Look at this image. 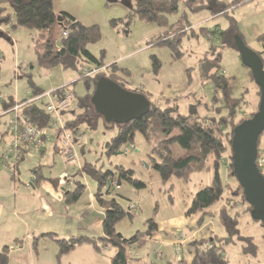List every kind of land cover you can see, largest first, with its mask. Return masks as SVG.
Wrapping results in <instances>:
<instances>
[{
	"label": "rangeland",
	"instance_id": "obj_1",
	"mask_svg": "<svg viewBox=\"0 0 264 264\" xmlns=\"http://www.w3.org/2000/svg\"><path fill=\"white\" fill-rule=\"evenodd\" d=\"M107 1L109 0H53L57 13L67 12L86 26L97 25L100 27L101 40L90 45L88 50L96 58L102 59L105 69L116 64L120 68L118 75L124 81L130 83L132 87L137 88L139 84H151L154 82L152 56H156L163 63L164 68L172 64L169 48L154 45L155 38L163 35L168 31L169 26L174 25L183 18L184 4H180L178 13L168 17L169 24L167 28H160L154 24H148L133 18L130 34L126 35L124 33L125 28H123L124 24L114 28L111 26V21L121 19L125 23L128 22L127 17L131 13L128 4L125 3V0L119 1V3H108ZM221 1L229 4L234 0ZM232 6L228 17L223 15L214 17L208 11L200 14H192L186 11L188 23L191 26L186 25L188 36H184L181 43L184 61L177 63L172 72L166 76L169 78L175 74V80L172 82L175 83L177 90L181 92V98L179 97L177 105L179 106V112L183 115L189 114L190 105H198L199 114L210 119L213 117L219 122L221 115L217 108L225 104L223 103V95L215 89L213 84L214 77L217 75H224L234 87L232 98L238 105L234 124L249 119L258 111L260 103L259 88L248 69L243 65L240 54L223 46L222 34L230 27L229 23L233 18L238 23V31L245 44L256 52H264V43L260 39L264 36V0H242L235 2ZM221 9L220 6L215 7L216 11ZM189 29L192 30L189 31ZM61 33L62 31L55 27L48 32L49 35L42 38L38 30L25 28L13 30L11 27H2L0 33V167L4 168L7 173L9 171L8 175L11 178L15 172L16 185L22 190H25V182L33 176V169L39 166H41L42 175L46 179L60 181L64 186H69V182L79 180L87 187L82 196V203L87 206L85 200H88L87 196L90 192L95 193L97 184L92 177L82 173L81 170L84 164H96L98 167H102L103 170L114 166H126L125 161H122L125 166L117 161L120 158L122 160L123 156L118 157L117 160L108 159L105 156V144L116 134V131L105 130L102 119L98 120L95 127H90L88 123L80 124V130L76 134L77 142L75 140L73 150L74 161L65 154L63 145H61L63 155L55 156L51 147V149H48L46 158L40 162L31 158L34 152L29 150L28 145L27 148L24 147L19 150L20 153L16 157V161L26 156L22 164L17 162L18 165L21 164V173L14 171V164H4L2 157L6 150L12 146L13 141V135L7 124L10 118L9 112L20 103L15 102V106L10 110H5V104L14 99L31 101L35 91H45L44 95L49 98V102L55 103L63 92H68L71 95L68 108L60 113L65 126L63 130L56 131L54 129L52 131V129H49L51 122L43 130L38 127L41 131L45 130V134L42 136L45 145L50 132H53L60 142L63 133L74 134L66 123L67 120H73L80 113V109L76 105V99L87 93L84 81L79 80L82 76V70L83 68H93L96 70L95 74L98 71L97 67H92L91 64L82 63L81 61L78 70H64L59 66L47 68L39 65L38 57L45 49L46 40H52L56 47L60 48ZM173 33L175 31H172ZM195 33L198 34V37H194ZM204 33L206 34L204 35ZM190 34L193 38L189 37ZM182 66L185 68L190 67L193 87L189 91L186 89L187 77ZM125 70H128L129 74L125 73ZM180 71H182L183 77L177 75ZM107 72L108 69L105 73ZM83 76H85L84 73ZM55 89L63 90L55 96L53 94ZM131 89L138 93L141 91ZM177 90L173 88V93H177ZM156 93L159 92L156 91ZM214 98L215 100H213ZM227 107L222 109V115L229 114V106ZM72 110L74 113L71 112ZM21 112L23 113L22 109ZM227 131L230 132L229 127ZM224 143L229 148V138L226 135H224ZM134 146L132 153L126 159L130 164L133 163L130 169L135 172V178L143 182L146 188L138 190L129 183L123 184V189L120 192L121 196L118 198L120 204L127 208L128 202L131 201L141 205V209L133 212V218L126 217L123 219L118 224L117 229L125 238L130 239L138 232L147 231L148 225L146 222L153 219L156 224L161 226L162 231L149 239L146 238L141 244H135L128 250L129 257L134 256V253L137 257L129 259L130 264H191V242L195 240L208 242L210 239H214L220 246L223 244L222 238L227 237L222 221L223 214L237 220L239 223V233L233 237L234 243L223 245L228 264H264V227L252 220L250 206L243 202L242 194L236 191L238 182L236 178L229 176V171L228 187L222 199L207 211L194 214V225L187 228L180 227L189 218L186 217V211L191 205L194 195L205 185L203 183L206 182L204 180L207 175L205 173H194L191 175L189 182L176 177L171 178L168 182H163L159 173L149 167V164L151 165L153 162L151 159L152 147L145 142L143 136L139 133L136 134ZM260 146L264 147V133L260 139ZM229 160L230 154L226 152L224 162H229ZM45 162H48L50 167L44 168ZM54 163L56 164L55 167H53ZM225 166L222 169V175L226 179L227 167L225 168ZM20 176L21 181H19ZM3 190L4 193H8L7 187H3ZM4 195L7 199L3 201L12 204L13 197L9 194ZM73 206L68 219L65 221L66 225L58 224L55 226L56 233H58L56 239L63 240L81 236L102 238L104 216L101 215L97 218L96 215H92L82 223L79 221L80 215L77 207ZM21 214L20 211L16 217L8 219L9 223L12 221L19 222L16 239H14V236L11 238L6 226L0 229V250L4 246H9L12 253L19 248L15 252V258L22 255L19 254L22 252L25 254L31 253V261L28 264H111V258L116 253L115 249L111 247L104 248L97 255L98 258L93 256L94 247L90 245L77 247L74 251L60 256L58 245L52 239H42L37 248L34 249L32 241L34 235L37 234L34 224L44 221L47 226L42 232L46 233L53 229L51 228V222H49L51 220L45 218L44 215L27 218ZM177 227H180V229L176 234L172 231V228L176 229ZM175 235L178 240L175 248L162 242V239L169 236L174 237ZM251 237L257 247L256 255L245 254L243 250L245 241L242 240ZM178 246L180 247L179 253L176 250ZM10 261L9 264H25L15 259H10Z\"/></svg>",
	"mask_w": 264,
	"mask_h": 264
},
{
	"label": "trees",
	"instance_id": "obj_2",
	"mask_svg": "<svg viewBox=\"0 0 264 264\" xmlns=\"http://www.w3.org/2000/svg\"><path fill=\"white\" fill-rule=\"evenodd\" d=\"M112 1L119 3V1L123 0H109V3ZM237 1L242 0H234L229 4L221 0H125V3L131 8V13L127 17L128 22L125 23L121 19L118 21L112 20L111 26L118 28L120 24H124V33L128 35L130 34L133 18H137L142 22L155 24L160 28H167L169 24L168 17L178 13L179 6L183 3L185 6L183 18L174 25L169 26L168 31L164 33L165 35L162 33L163 35L155 38L156 42L154 41V45L168 47L172 59L178 61L184 58V53L181 51V43L183 37L188 36V31L185 27L186 25L191 26L188 23L187 12L200 14L208 11L214 17L216 15L228 17L230 14L229 10ZM217 6L222 7V9L216 11L215 7ZM229 24L230 27L222 34L223 46L239 53L235 43L236 37L242 38L238 31V23L235 19L231 18ZM4 26L11 27L13 30H17L18 28L38 30L42 38L49 35L48 32L55 27L59 28L62 32L67 30L68 36L66 38L61 33L60 48H57L52 40H46L45 49L38 57L40 66L47 68L59 66L64 70H78L81 61L82 63L91 64L100 69L104 68L102 59L96 58L88 50L90 45L98 43L101 40L102 34L100 27L97 25L86 26L77 21L74 16L65 12L56 14L53 0H0V33ZM172 31H175V33L172 34ZM195 36L198 37V34L195 33ZM189 37H192V35L190 34ZM260 39L264 43V36ZM258 54L264 62V52H258ZM152 61L154 75L156 76L162 67V63L156 56H152ZM107 69V73L105 71H99L97 74L91 76H83L81 74L82 76L79 80L84 81L87 87V93L81 98L76 99V105L80 109V113L73 120H67V127L71 128L74 133H78L80 124L88 123L90 127H95L98 120L102 119L105 130L116 131V134L107 141L104 147V154L108 159L123 154L125 147L134 145L136 134H141L145 142L152 147L151 159L153 162L151 165L149 164V167L159 173L163 182H168L173 177L189 182L192 174L207 173L213 170L211 185L206 186L194 195L191 205L186 211V217H191L199 212H205L218 203L228 187V171L229 176L236 178L232 166L233 152L231 144L234 129L244 121L239 124H234L238 105H236V101L232 98V94L234 93L233 85L224 75L214 77L213 84L215 89L221 92L223 95V103L226 105L217 108L221 115L219 122L213 117L210 119L207 116L199 114L198 105L191 106L189 114L183 115L179 112L178 100H175L176 103L175 101L167 100L165 106H163L153 102L148 93L139 91L150 101L149 113L139 120L118 124L108 122L98 113L92 102L98 82L105 77L129 90L125 85L126 81L118 75L120 68L116 64L110 66V68L107 67ZM125 71V73L129 74L127 70ZM248 72L253 79V75L249 69ZM189 82L190 84L192 83L190 75ZM62 90L56 89L53 94L57 96ZM44 94L45 91H35L31 97L33 101L23 100L19 102L23 105V113L29 116L37 127L42 129L49 126L53 117L47 112V105L50 100ZM14 106L15 102L9 100L5 105V110H10ZM227 106H229V114L222 115V109L228 108ZM71 112L74 113L73 110ZM228 127L230 132L227 131ZM224 135L229 138V148L224 143ZM261 136L258 142V149L263 148L260 146ZM226 152L230 154L229 162H224ZM224 166L225 168L227 167L226 179L222 175ZM81 171L96 181L95 199L105 211L102 223L103 237L96 239L94 237L81 236L59 240L56 239L57 234L46 233L34 237V249L37 248L42 239L54 240L58 245V253L60 256L66 255L83 245L94 247L98 253L104 248L111 247L116 251L115 255L111 258V264H130L129 259H135L137 257L135 253L134 256L129 257L128 250L135 244L143 243L146 238L153 237L159 232V226L153 219H149L146 222L148 225L147 231L142 233L138 232L130 239L125 238L119 233L117 229L118 224L126 217L133 218V212L138 211L141 207L138 203L130 201L128 204L134 203L136 209L130 211L128 206L124 208L118 201V191L114 189L113 183H117L120 188L124 183H129L138 190L146 188V185L135 178V172L133 170L126 169L122 166H114L110 169L103 170L102 167H98L96 164L85 163ZM14 176L12 178L16 179L15 172ZM74 183V191L65 194V200L69 205L77 203L87 188L79 180H75ZM236 191L242 194L243 202L247 203L243 189L239 183H237ZM249 210L251 215V206ZM222 221L227 232V237L222 238L223 244L220 246L214 239H210L208 242H205V240L191 242V264H228L225 256V247L223 245H228L231 242L234 243L233 237L239 233V223L226 214H223ZM255 222L264 227L262 222ZM252 240V237L242 240L245 241L243 243L245 254L256 255L257 247ZM9 253L10 247L8 246H5L0 251V264H9Z\"/></svg>",
	"mask_w": 264,
	"mask_h": 264
},
{
	"label": "crops",
	"instance_id": "obj_3",
	"mask_svg": "<svg viewBox=\"0 0 264 264\" xmlns=\"http://www.w3.org/2000/svg\"><path fill=\"white\" fill-rule=\"evenodd\" d=\"M107 2L109 3V1H107ZM112 3H114V2L112 1ZM115 3H118V2H115ZM129 9H131V8L129 7ZM60 13L56 12V14H60ZM65 13H67V12H65ZM192 27H194V25H192ZM205 34L206 33H204V35ZM171 61H172V64L168 67H165V68H164L163 63H162V67H161L159 73L156 76L154 75V82H152L151 84L150 83H148L146 85L139 84V86L137 88L132 87L131 84L127 83V82H125V85L127 86V88L129 90H132L131 88H134V90H141V91L148 93L149 97L151 98V100L153 102H156V103L161 104L163 106H165V102L167 100H170V101L178 100L177 102H179V97L181 98V96H180L181 92L177 90L175 83L172 82L173 80H175V77H174L175 74L171 75L169 78L166 76H167V74L172 72V69H174L173 67L175 65H177V63H179V62L182 63V61H184V58H182L181 60L175 61L171 57ZM92 67H95V66L92 65ZM189 68L188 67L185 68L184 66H182V69H183V71H185V75L187 77L186 89L188 91H189V89H191L193 87L192 83L190 84V82H189V75H190ZM128 70H131V69H128ZM177 75H180L183 77L182 71H180ZM173 88L177 90V93H173ZM156 91L159 93H156ZM155 94H158V95L156 96ZM188 95H190V94H188ZM11 101H14L16 103L20 102V100H15V99L11 100ZM190 106H189V108H190ZM4 108H5V106H4ZM61 145L62 144H61L60 140L55 136V134L53 132H50L48 135V140H47L45 148L39 153L34 152V154L31 155V158L35 159L36 161H39V162L43 161L46 158V156L48 155V149H51V147L53 150V154H55V156H58L60 154L63 155V152H62L63 149H62ZM133 148H135L134 145H130V147H125L123 154H121L119 156L112 157V159L117 160L118 157L123 156L124 158H122V160H121V158L119 160H117L118 163L123 164L122 161H125L127 167L123 164L125 166L124 168H126V169L132 168L131 164H133V163L131 162V164H130L126 158L129 154L132 153ZM25 157L26 156H24V158L22 157L20 160L18 159L19 161L15 160V161L10 162V164H14V170H16L17 173H19V172L21 173L20 166H21L22 162L25 160ZM17 162L18 163L21 162V164L18 165ZM55 165L56 164L54 163L53 167H55ZM43 167L45 168V167H50V166L48 165V162H45V165H43ZM1 168L2 167H0V229L5 228V226H6L8 228V234L11 236V238L14 236V239H16L17 234H18L17 232L19 230V228H18L19 222L12 221L9 223L8 219L11 217L12 218L16 217L18 212H20V211L22 213L21 215H23L27 218L28 217L34 218L35 216L44 215L45 218L51 220V221H49V220H47V221L51 222V228H53V229H51L52 231H48L46 233H54L57 235H58V233H56L57 231L55 229L56 228L55 226H57L58 224H61L63 226L66 225L65 221L68 219V216L71 213V209H72L71 207L73 205H75L77 207V210H78L79 215H80L79 221L82 223L92 215H96L97 218H99V216L101 217V215L105 216V211L97 203V201L95 199V193L94 192H92V193L90 192L88 194V196H87L88 200H85L88 204L87 206H85L82 203V198L75 204L69 205L66 202L65 194H68L69 192L74 191V189H75L74 181L69 182V186H64V184H61L60 181H54V180L52 181L50 179H46L42 175L41 166H39V167L33 169L34 170L33 176H31V178H29V180L25 182V188H24L25 190H22V189L18 188V186L16 185V179L17 178L15 180H13L10 177V175H8L9 171L7 173V171L4 168H2V169ZM37 172H38V174H37ZM205 175H207V178L204 180L206 182L203 183L205 185L202 186V189L205 188L206 186H209L212 183L213 170L205 173ZM9 177H10V180H9ZM36 178H38V179H36ZM11 181H13V182H11ZM19 181H21V176L19 177ZM3 187L4 188L7 187L8 193H4ZM70 187H71V189H70ZM122 189H123V185L117 193V195H118L117 198H119L121 196L120 192L122 191ZM2 194H3V197H2ZM4 194H9L13 197L12 204L9 202L5 203L3 201V200L7 199V197ZM140 207H141V205H140ZM194 218H195V216L187 218L186 219L187 221L185 222V224L182 223L184 225L181 224L180 227L184 226L185 228H187L188 226L194 225V223H195ZM62 223H64V224H62ZM34 226H35V232L37 233L36 235H34L35 237L39 236L41 234H46V233L42 232V230L45 229L47 226V224L44 221L39 222V223H35ZM180 227H177L176 229L172 228V231L177 234ZM161 231H162L161 226H159V232H161ZM177 241L178 240H177L176 235L174 237L169 236L166 239H162V242L164 244H167L168 246H173L174 248L177 244ZM18 250H19V248H18ZM18 250H15V252H17ZM0 251H2V249ZM15 252L11 253V250H10V253H9L10 259H15V260H18V262H20V263L23 262L25 264H28V262L31 261V259H30L31 253L25 254L22 252V253H19L22 255L16 256V258H15L14 257ZM92 254L94 257L98 258L97 255H99V253L96 252L95 249L92 252ZM10 262L11 261H9V263Z\"/></svg>",
	"mask_w": 264,
	"mask_h": 264
},
{
	"label": "water",
	"instance_id": "obj_4",
	"mask_svg": "<svg viewBox=\"0 0 264 264\" xmlns=\"http://www.w3.org/2000/svg\"><path fill=\"white\" fill-rule=\"evenodd\" d=\"M235 43L243 65L251 71L260 90V103L257 113L234 129L232 166L245 201L252 207L251 218L264 224V176L256 163L259 138L264 133V63L258 52L247 47L242 38L236 37ZM92 102L108 122L118 124L139 120L150 111L146 96L127 90L106 77L98 82Z\"/></svg>",
	"mask_w": 264,
	"mask_h": 264
},
{
	"label": "built area",
	"instance_id": "obj_5",
	"mask_svg": "<svg viewBox=\"0 0 264 264\" xmlns=\"http://www.w3.org/2000/svg\"><path fill=\"white\" fill-rule=\"evenodd\" d=\"M62 36L66 38L68 36L67 30L62 32ZM264 63V62H263ZM97 71H106L105 68H96ZM85 76H91L96 73V70L83 68L82 74ZM70 93L63 92L57 102H49L47 105V112L52 115V121L49 126V129L52 131L55 129L56 131H60L64 129L63 119L61 117V112L66 111L70 102ZM61 100V101H60ZM33 101V100H31ZM30 101V102H31ZM22 105L15 106L10 112V118L7 122L9 130L13 135L12 146L6 150V153L2 155L3 161L5 164H8L12 161L16 160V157L20 153L19 150L22 148H27L29 146V150L31 152L39 153L45 148V142L42 139V136L45 134V130L41 131L31 120V118L24 113L21 112ZM43 130V129H42ZM65 132V131H63ZM76 134L71 135L68 132L62 134L61 142L63 147L65 148V154L73 159V150L76 140ZM27 150V149H26ZM257 166L264 176V147L260 148L258 151V156L256 160ZM14 176V174L12 175ZM114 189L119 191L120 186L117 183H113ZM128 209L130 211H134L136 206L134 203L128 204ZM177 252H180V247H176Z\"/></svg>",
	"mask_w": 264,
	"mask_h": 264
}]
</instances>
